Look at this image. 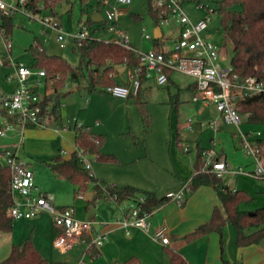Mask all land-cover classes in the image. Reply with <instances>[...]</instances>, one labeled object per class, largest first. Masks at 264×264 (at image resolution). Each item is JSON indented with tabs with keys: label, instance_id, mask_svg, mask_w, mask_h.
<instances>
[{
	"label": "rangeland",
	"instance_id": "obj_1",
	"mask_svg": "<svg viewBox=\"0 0 264 264\" xmlns=\"http://www.w3.org/2000/svg\"><path fill=\"white\" fill-rule=\"evenodd\" d=\"M105 7L100 6V0H90L85 11L82 9L80 0L64 1L57 6V15L62 26L67 31H77L80 23L89 25L92 30L97 29L95 37L109 41H119L120 37L117 32L106 28L107 9L114 4V0H103ZM220 0H182V6L187 15L193 21H199L202 18L210 17L209 28L203 33L204 37L214 41L228 57L224 65H229L233 55V46L227 41L223 31L221 16L218 12ZM148 0H133L128 7L131 16H122L115 24L118 30H123L129 36V42L136 50L146 52L154 48V40L147 39L143 35V29L146 33L154 37L156 21L149 10ZM39 8H44L43 1L38 3ZM100 12L103 21L96 22L92 15ZM33 18H30L28 15ZM49 11L43 9L42 12L30 11L23 9L17 11L14 15V27L12 32L5 34L11 38L12 48L6 47L4 37L0 33V87H3L10 77L15 75V63H25L34 67L36 64L32 46L37 40L45 50L52 55H60L67 59L73 66H79L81 63L80 51L77 44H69L62 46L57 40V34L49 30L40 21V17L46 16ZM138 16V17H137ZM101 26V29H98ZM167 34H171L167 27L164 28ZM174 38H163L166 48L173 45ZM118 78L122 82L129 79V68L125 64L117 67ZM172 80L165 85H159L154 75L147 78L142 87L141 99L147 101V107L153 121L150 127L145 125L143 116L137 103V96H131L129 99H119L108 93L106 90L89 92L83 81L79 83L67 82L62 88V107L61 116L58 121L59 125L65 127L67 132L57 134L46 129H36L39 135H36V144L24 135V145L28 151H34L35 155L22 158L29 161V165L33 166L38 182L53 187L60 195H67L68 199L75 201V191L73 185L66 179L56 176L49 165L52 157L62 156L68 158L75 150L74 136L76 130L82 127H90L93 131L106 135V141L102 150L114 154L117 158L115 161H101L96 156L90 155L88 161L91 164V173L101 181L111 182V173L115 176L123 171H128L129 176L144 178L148 189L161 188L172 184V167L170 164V145L177 148L187 157L196 160L198 143L196 139H192L193 132H199L198 137L201 139V147L213 145L210 141L215 136L211 129L197 130V124L194 123L195 129L188 126V119L192 118L194 122H207L213 116L206 114L205 116H197L196 106L191 101V86L194 83V77L180 71H173ZM14 82L15 81H10ZM46 78L44 79V83ZM41 91H45V86ZM209 113V112H208ZM242 124L240 129L244 132L256 130L262 132L264 138V124L251 123L248 116L241 113ZM56 123H52L49 128H54ZM41 130V133L40 131ZM239 129L235 124L226 123L224 120L220 122V131L216 135L215 146L218 151L223 152V156L230 163L232 168L238 169L244 167L252 170L255 166L252 157L246 155L242 151L240 138L238 136ZM13 137V133L3 138ZM2 138V137H1ZM179 142V145H177ZM15 143H18L16 139ZM190 143L191 152L186 153L183 150L185 144ZM67 150L62 154L61 150ZM20 151H23V148ZM22 153V152H21ZM163 160V161H162ZM174 173V172H173ZM110 179V180H108ZM223 182L232 185L235 188L245 190L253 197L250 203L244 204L242 207L247 211H255L257 208L264 206V180L253 179L240 175L238 177L226 173ZM127 185V184H126ZM144 187V186H142ZM68 191V193L66 192ZM156 191V190H154ZM89 192V191H88ZM87 196V192L84 193ZM77 199V198H76ZM58 200V199H57ZM86 203L88 202L85 199ZM77 207V205H75ZM40 217V216H39ZM38 217V218H39ZM46 220L52 225V216L46 214ZM32 221V220H31ZM14 219V226L17 224ZM21 222V221H20ZM19 226V223H18ZM233 226V225H232ZM234 228V226H233ZM33 226H29L24 221L18 229L13 231L25 241L31 238L34 243ZM235 230V228H234ZM5 232L0 231V247L7 241ZM236 233V230H235ZM43 230L38 227L35 237L42 239ZM4 236V237H1ZM35 244V243H34ZM236 248V247H235ZM5 250V249H4ZM3 249L0 248V257L3 259ZM55 250V249H54ZM7 253V252H6ZM79 251L74 249L63 258L70 259L69 264H75L79 257ZM58 255V251H53ZM50 257V256H49ZM1 259V258H0ZM87 262L90 257H87Z\"/></svg>",
	"mask_w": 264,
	"mask_h": 264
},
{
	"label": "built area",
	"instance_id": "obj_2",
	"mask_svg": "<svg viewBox=\"0 0 264 264\" xmlns=\"http://www.w3.org/2000/svg\"><path fill=\"white\" fill-rule=\"evenodd\" d=\"M132 1L115 0V3L107 9L106 28L117 32L120 37L119 41L114 42L134 50L140 56V65L136 68H129L128 84L108 86L105 90L115 97L129 98L137 95L142 85L143 75L147 78L154 75L159 85L167 84L173 71L191 75L195 80L192 102L198 105L197 116L204 114L208 109L214 111L213 117L207 122H194L192 118L188 119V126L191 129H195L193 124L196 123L199 129H211L215 134L211 139L213 145L202 149L197 172H212L221 178L226 173H230L236 177L244 175L264 180V150L260 142L262 132L256 130L244 132L240 129L242 118L239 108L241 101L264 97V78L258 76L242 78L234 72L231 62L229 65H224L228 57L223 49L203 36L209 28L210 17L193 21L185 12L182 0H152L161 29L171 27L173 24L180 27L173 45L169 48L165 47L162 51L152 49L141 52L136 50L131 46L129 36L125 31L118 30L115 25H109L117 23L120 17L129 14L126 6ZM28 2L29 0H0V33L3 37L6 34L4 18L14 16L21 9L34 11ZM28 16L33 18L30 14ZM40 21L57 34V40L62 46L78 45L88 39H102L95 37L96 30H92L91 26L83 23H80L79 29L73 32L65 30L55 15L42 16ZM143 35L147 39L153 38L152 35L146 33L145 29H143ZM4 41L6 47L11 49V38L7 35ZM38 43L36 40L34 44ZM13 65L16 71L10 80H14L16 86L11 92H0V137L13 133L19 137V145H21L27 128H46L51 125L49 120L51 106L43 104L45 92L41 91L43 85L45 86L46 71L25 63L18 62ZM222 120L238 127L242 151L252 157L255 163L252 170L244 167L232 168L223 156V152L216 148V135L220 131ZM59 127L58 125L57 128ZM183 150L190 153V143L185 144ZM76 151L82 157L86 167L91 169V164L84 151L78 148ZM0 165L8 167L11 171L10 190L13 194V204L9 209V215L13 219H32L43 212L49 213L55 227L59 229L54 239V248L61 253L73 249L79 241H87V236L92 235L95 230V221L77 218L73 206H59L52 195L41 192L35 183L34 170L28 161L21 157L18 149L1 148ZM189 191H191V179L185 181L180 188L169 191L166 198L178 205H183ZM144 201L145 197L140 196L136 200L118 204L121 214L118 221L128 233L132 227L146 232L149 230L148 220L152 213L143 210L141 203ZM154 238L164 244L170 242L165 227L157 229ZM106 240L107 236L102 233H96L91 237L88 241L89 250L78 264H85L90 249H99Z\"/></svg>",
	"mask_w": 264,
	"mask_h": 264
},
{
	"label": "trees",
	"instance_id": "obj_3",
	"mask_svg": "<svg viewBox=\"0 0 264 264\" xmlns=\"http://www.w3.org/2000/svg\"><path fill=\"white\" fill-rule=\"evenodd\" d=\"M43 1L44 8H39L38 3ZM70 0H29L28 5L38 12L43 9L49 14L57 16V6ZM82 9L88 6L90 0H80ZM148 7L157 20L152 0H148ZM106 3L100 0V8ZM218 12L221 16L222 31L232 46L233 55L231 64L235 73L242 78L258 76L264 78V0H220ZM138 17V16H137ZM106 24V22H105ZM6 34L12 32L14 16L4 18ZM101 28V26L99 27ZM154 50L165 49L162 38H154ZM81 63L73 66L67 59L60 55L49 54L40 44H34L36 64L35 68L46 71L44 105H50V124L58 121L61 116L62 88L67 84L83 81L89 92L103 91L108 86L126 85L118 78L117 67L121 64L128 68H136L140 65V56L122 44L114 41L106 42L103 39H88L78 44ZM147 77L142 76V85L137 93V103L143 116L145 125L150 127L153 121L147 107V101L141 99L142 87ZM170 77V81H171ZM240 112L248 115L249 122L264 124V97H256L239 103ZM106 136L94 132L90 127L78 128L75 135V143L78 149L84 151L87 156H96L101 161H115L116 156L106 153L102 147ZM264 150V138L260 140ZM199 148V159L202 149ZM53 173L68 180L73 186L75 195H79L88 189L89 183H94L96 197L106 196L115 199L118 204L125 201L136 200L140 196L145 197L141 203L143 210L155 211L160 205L170 201L166 197L159 198L155 192L142 190L135 186H118L114 183L101 181L91 173L77 151L69 158L57 157L49 163ZM11 171L8 167L0 165V231L11 232L14 219L9 215V209L13 204V194L10 190ZM200 186L214 187L221 200L223 210L216 207L211 219L200 224L193 232L187 234L188 241L196 240L204 235L216 232L221 235L222 250H224V230L228 225H233L236 230L238 247L251 245L264 246V206L255 211L243 209V205L250 203L253 197L249 192L231 187L225 184L221 177L212 172H197L191 178V191ZM171 264H186L182 256L172 250H168ZM96 256L97 252L90 254ZM0 264H56L45 258L38 250L31 238L22 243L14 244L10 254ZM126 264H141L138 259L131 258ZM226 264H229L226 262ZM237 264V263H234Z\"/></svg>",
	"mask_w": 264,
	"mask_h": 264
},
{
	"label": "crops",
	"instance_id": "obj_4",
	"mask_svg": "<svg viewBox=\"0 0 264 264\" xmlns=\"http://www.w3.org/2000/svg\"><path fill=\"white\" fill-rule=\"evenodd\" d=\"M130 15L132 16L133 13L130 12V14L127 16ZM155 21L156 29L159 25L156 19ZM168 29L171 34H167L163 28L161 38L164 36L163 38L167 37L170 39L171 36L174 38L172 40V42H174L175 37L178 36L180 27L173 24L171 27H168ZM152 39H154V37ZM129 80L130 77L128 82ZM10 81L14 80H9L3 85V87H0V92L7 93L14 90L16 83ZM125 84L128 83L126 82ZM194 89L195 81L191 86L192 95L194 93ZM194 104L196 106L197 114L198 105L196 103ZM206 114L213 115L214 111L208 109L204 114L198 116L201 117L205 116ZM58 125L59 124H56L53 129L49 127H29L25 130L24 135H26L33 142V144H36L35 136L39 135V132L36 129H46L47 131L61 135L67 132V129L62 125H59L60 127L57 128ZM196 128L198 131L202 133L204 132L203 130L199 129V127ZM39 131L41 133V130ZM198 134L199 132H193L191 140L196 139L195 141H197L198 146H200L201 139L200 136L198 137ZM16 139L18 140V143H15ZM74 144V151H76L77 146L75 143V136ZM173 145L174 144L171 142L169 158L172 167V174H170L172 175L171 185L165 187L163 186L161 188L157 187L150 190L148 189L149 187H146L144 178L136 177L135 175L129 176L128 171H123L116 176L115 173L113 174L112 172L111 176L108 178H111V182H117L114 184H117L118 186L131 185L142 190L155 192L159 198L166 197L169 191L180 188L185 181L193 178L197 173V169L200 164L199 148L197 150V157L195 160L192 157L189 158L185 156L182 151L178 153L177 148H175ZM177 145H179V142H177ZM1 148L18 149L21 157L22 155L26 158H29L31 155L36 156L34 151H28L25 148L24 138L23 144L19 145V137L16 135H13V137L7 139L0 137V149ZM20 148L21 150L23 148V151H20ZM61 153L65 154L67 153V150L62 149ZM58 157L62 156L60 155ZM56 158L57 157H52L51 161ZM197 160H199L198 167H196ZM31 167L34 170L32 165ZM35 183L41 192L52 195L57 205L73 206L75 209V216L77 218L91 219L95 221V230L92 235L87 236V241H79L73 249L67 251L66 253H61L57 250L58 255H55L53 254V251L56 250L54 248V239L59 233V229L55 227L54 223L51 225L46 220V214L49 213L43 212L32 219H16L18 222L14 229H18L20 223L22 224L24 221L28 222L29 226H33L32 232L35 246L45 258L56 264H69L68 262L70 259L63 257L74 249L79 251L77 257L81 259L83 255L89 250L88 241L96 233L105 234L107 236V240L99 249H90V253L87 255V257H90V261H86L85 264H126V262L131 258L138 259L141 264H171L168 253L169 249L182 256L186 261V264H226V262L229 264H264V246L251 245L248 247H238L236 233L232 225H228L224 230V250H222L221 235L216 232L204 235L193 241H188L185 239L187 234L193 232L200 224H203L211 219L213 211L216 207H219L223 210L218 192L212 186H200L195 190L189 191L186 195V201L183 205H178L173 201H168L160 205L155 211L152 212L148 220L149 230L147 232L142 229L132 227L128 233L126 228L123 227L118 221V217L121 216L118 203L115 201V199L106 196V193L103 195V197L95 199L96 191L94 183H89L88 189L85 191L87 192V196H85V192H83L75 196V201H71L70 198L68 199L67 195L60 196L53 187L43 184L42 182H38L36 174ZM230 186L233 187L232 185ZM66 192L68 193V191ZM85 199H87V203ZM75 205H77V207ZM38 227L42 228L44 237L37 240L35 237V232ZM161 227H165L167 229L168 236L170 237V242L168 244H164L163 242L154 238V233ZM14 229H12L11 232L4 233V235L8 236L6 237L7 241H5L2 244V247H0L3 250L5 249L3 251V253L5 252V255H3V259L0 257V262L8 257L14 244L23 242V240L20 239V237H18V235H16V233L13 231ZM92 251L97 252V255L91 256L90 254ZM80 259H78L75 264H78Z\"/></svg>",
	"mask_w": 264,
	"mask_h": 264
},
{
	"label": "water",
	"instance_id": "obj_5",
	"mask_svg": "<svg viewBox=\"0 0 264 264\" xmlns=\"http://www.w3.org/2000/svg\"><path fill=\"white\" fill-rule=\"evenodd\" d=\"M92 18L94 21L96 22H101L103 21V16L100 12H96L95 14L92 15ZM162 36V29L160 26H158L155 30H154V38H161ZM198 163H199V160H197L196 162V167H198Z\"/></svg>",
	"mask_w": 264,
	"mask_h": 264
}]
</instances>
